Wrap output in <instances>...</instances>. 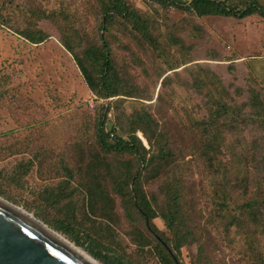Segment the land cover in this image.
Returning a JSON list of instances; mask_svg holds the SVG:
<instances>
[{"label": "rangeland", "instance_id": "obj_1", "mask_svg": "<svg viewBox=\"0 0 264 264\" xmlns=\"http://www.w3.org/2000/svg\"><path fill=\"white\" fill-rule=\"evenodd\" d=\"M97 3L0 0V197L65 239L44 219L53 222L63 218L67 203L74 204L79 219L106 232L108 238L103 243H111L136 264H165L152 236L142 226L145 244L139 245L141 224L125 216L121 199L113 195L107 171L114 173L116 156L104 152L98 144L97 117L107 107L112 108L108 113L118 118L143 105L149 106L159 124L171 133L175 148L182 149L176 156V165L178 171L184 170L183 178L189 185L193 218L203 225V217L212 208L208 197L211 177L197 155L191 154V147L197 142L196 135L189 132L191 121L207 120L209 94L241 110L240 120L246 119L237 122V129L224 133L227 140L222 152L234 149L235 154L250 153L254 159L246 165L248 170L264 178V125L258 126L249 118L252 92H263L255 79L232 64V53L207 21L209 16L198 17L157 0H127L134 17L150 23L161 50L156 51L155 45L143 39H139L143 42L139 44L132 36L138 37L139 32L130 31L133 23L118 20L119 28L126 27V32L114 27L108 37L121 70V87L125 89H121L120 96L102 100L89 88L77 63L87 46L96 43L103 32ZM117 32L122 42L111 38ZM30 36L43 41L33 43ZM66 37L71 40L73 51L66 49ZM87 68L91 76L96 75L90 66ZM195 78L200 79L199 87L194 84ZM148 96L153 100H144ZM137 135L143 138L142 133ZM143 142L148 147L147 141ZM119 158L131 160L128 155ZM234 169L240 170L241 166L233 165L235 172ZM172 174V169H164L158 176H143L141 183L147 197L158 193L162 182ZM58 188H68V197L58 205L47 206L43 201L45 191ZM235 199L239 200L237 195ZM90 204L97 207V217L90 214ZM103 207L106 212L101 211ZM153 224L170 236L160 217L153 219ZM205 228L209 235L202 261L261 262L251 256L242 232L233 230L231 236L235 240L226 244L222 231L206 225ZM258 238L261 243L256 255L264 259V238ZM253 244L257 247V243ZM197 259V244L184 247L179 255L181 264H195Z\"/></svg>", "mask_w": 264, "mask_h": 264}, {"label": "trees", "instance_id": "obj_2", "mask_svg": "<svg viewBox=\"0 0 264 264\" xmlns=\"http://www.w3.org/2000/svg\"><path fill=\"white\" fill-rule=\"evenodd\" d=\"M97 1L98 12L102 16L100 30L103 32L96 43L87 46L77 63L89 88L100 95L102 100L109 101L111 98L120 96L121 89H125L121 87L123 83L122 78H119L121 70L113 58L112 45L108 37L114 27L118 28L119 32L121 29L126 32V27L119 28L118 20L125 19L133 23L130 31L139 32L140 37L132 34L139 44L143 39L145 43L147 41L150 45H155L156 51H160L161 46L151 33L150 23L143 18L134 17L127 0ZM157 1L165 6H177L198 17L225 16L243 19L252 14L264 16L262 0ZM111 38L117 42L121 41L118 32L113 33ZM66 39L68 40L67 37ZM31 40L33 43L43 41V39L33 38ZM65 47L68 51H73L70 39L65 41ZM159 54L158 58L161 57V53ZM87 66L93 69L95 76L90 75ZM199 80V78L194 79V84H198V87ZM261 90L264 93L262 88ZM263 93L252 92L251 98L253 109L249 118L258 126L264 125ZM207 98L209 117L207 120L191 121L189 128V132L197 137L194 148L191 147V154L197 155L204 164L208 176L211 177L212 190L208 197L212 208L209 215L203 217V225L193 218L189 185L183 178L184 170L178 171V165H176V156L182 149L175 148L171 133L159 124L149 111L148 105L134 109L132 113L124 114L122 117H114L112 122L114 127L111 129H109L107 117L111 107L104 108L101 115L97 117L98 144L104 152L116 156L114 164L117 168L114 173L107 171L113 183V195L121 199L125 216L141 224L137 236L140 240L139 245L145 244L142 226L146 233L152 236V240L156 243V250L165 264H181L179 262L181 250L193 244L198 245V259L195 264H214L212 259L201 260L205 251V238L209 235L205 225L222 231L226 244L234 242L235 239L231 236L233 230L242 232L246 236V244L251 256L255 257L256 261H261L259 264H264L263 257L256 255L261 243L258 236L264 238V178L260 176V173L251 174L248 170L246 165L254 159L251 158L250 153L235 154L234 149H231L230 153H224L221 149L227 140L224 133L227 130L232 132L237 129V122H243L246 117L240 120L242 111L221 101V98L210 94ZM144 100L152 101L153 97L148 96ZM117 127L119 132H116ZM138 132L142 133L143 138L137 135ZM143 139L147 141L148 147ZM125 155L130 156L131 160L123 161L119 158ZM233 165H240L241 169H234V172ZM175 168H177V175ZM164 169H172L173 174L162 182L158 193L152 194L149 199L143 191L142 178L147 173L158 176ZM66 189L67 191L61 188L57 191H45L43 201L47 206L50 204L55 206L56 203L58 205L64 197H68L69 189ZM235 192L239 198L238 201L235 199L236 195L234 197ZM90 193H93V189H90ZM67 206L65 217H58L53 222L44 219L46 223L77 247L93 255L102 264H136L124 254L119 253L111 243H103L108 238L105 235L106 232L101 231V227L94 229L83 219H79L76 205L67 203ZM89 208L90 214L97 217L95 211L97 207L90 204ZM107 208L112 209L108 206ZM104 210L107 211L105 207L101 209L103 212ZM158 217L164 221L169 237L153 224V219ZM253 242L257 243V247Z\"/></svg>", "mask_w": 264, "mask_h": 264}, {"label": "water", "instance_id": "obj_3", "mask_svg": "<svg viewBox=\"0 0 264 264\" xmlns=\"http://www.w3.org/2000/svg\"><path fill=\"white\" fill-rule=\"evenodd\" d=\"M0 264L90 263L17 212L14 205L0 202Z\"/></svg>", "mask_w": 264, "mask_h": 264}, {"label": "crops", "instance_id": "obj_4", "mask_svg": "<svg viewBox=\"0 0 264 264\" xmlns=\"http://www.w3.org/2000/svg\"><path fill=\"white\" fill-rule=\"evenodd\" d=\"M207 21L232 53V64L255 79L264 91V16L252 14L243 19L209 16Z\"/></svg>", "mask_w": 264, "mask_h": 264}, {"label": "bare ground", "instance_id": "obj_5", "mask_svg": "<svg viewBox=\"0 0 264 264\" xmlns=\"http://www.w3.org/2000/svg\"><path fill=\"white\" fill-rule=\"evenodd\" d=\"M0 202H7V201H5L4 199H2L0 197ZM14 207L16 208L17 212L21 213L27 219H29L30 221H32L33 223H35L36 225H38L39 227H41L45 232H47L48 234H50L52 237H54L55 239H57L59 242H61L62 244H64L66 247H68L69 249H71L73 252H75L76 254H78L80 257H82L83 259H85L87 262H89L90 264H99L96 260H94L88 254H86L85 252L81 251L78 247H76L75 245H73L70 241H68L67 239H65L63 236H61L58 233H56L55 231H52L51 229H49L47 226H45L42 222H40L39 220H37L35 217H33L32 215H30L26 211H24V210H22V209H20V208H18L16 206H14Z\"/></svg>", "mask_w": 264, "mask_h": 264}, {"label": "built area", "instance_id": "obj_6", "mask_svg": "<svg viewBox=\"0 0 264 264\" xmlns=\"http://www.w3.org/2000/svg\"><path fill=\"white\" fill-rule=\"evenodd\" d=\"M182 1H184V2H190L191 0H182ZM92 107H94V104H92ZM108 120H109V122H108V125H112L113 123V115H111L110 113H108ZM112 127H114V125H112L111 127H109V129H111ZM116 132H119V128L117 127V129H116Z\"/></svg>", "mask_w": 264, "mask_h": 264}]
</instances>
